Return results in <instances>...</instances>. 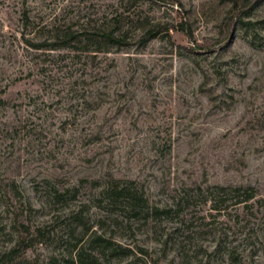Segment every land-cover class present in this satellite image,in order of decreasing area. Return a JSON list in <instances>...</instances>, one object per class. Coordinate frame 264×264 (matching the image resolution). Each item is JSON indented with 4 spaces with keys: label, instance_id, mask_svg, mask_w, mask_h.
Segmentation results:
<instances>
[{
    "label": "rangeland",
    "instance_id": "obj_1",
    "mask_svg": "<svg viewBox=\"0 0 264 264\" xmlns=\"http://www.w3.org/2000/svg\"><path fill=\"white\" fill-rule=\"evenodd\" d=\"M119 1L0 0V252L27 235L21 224L30 235L41 227L44 242L19 259L48 264L82 211L137 264H264V0L241 7L252 25L227 38L238 14L225 0H145L141 13L169 33L142 46L135 24L127 45L95 58L30 48L21 35L38 42L45 25L95 24ZM109 174L133 180L151 206L176 203L195 181L254 198L126 218L99 205Z\"/></svg>",
    "mask_w": 264,
    "mask_h": 264
},
{
    "label": "trees",
    "instance_id": "obj_2",
    "mask_svg": "<svg viewBox=\"0 0 264 264\" xmlns=\"http://www.w3.org/2000/svg\"><path fill=\"white\" fill-rule=\"evenodd\" d=\"M225 1L230 5L229 12L238 14V16L232 17L227 24L225 35L227 38L232 28L240 27L248 30L252 22L250 19L251 7L239 12L241 7H245L250 0ZM119 2L120 6L116 7L110 17L95 24L87 22L79 27L61 24L45 25L42 29L46 30L40 34L41 39L38 42H32L30 38L26 37L24 31L21 32V35L30 48L32 46L48 51L68 49L69 52L73 51L74 55L82 56V54L90 53V57L95 58L98 53L111 47L127 45L129 31L135 24L142 25L137 28L141 31L139 40L142 46L163 32L164 34L169 33L168 25L162 26L160 21H150L149 16L141 13L140 4L145 0H120ZM126 13L127 16L124 15ZM22 18L24 24L30 22L28 11L25 9L22 12ZM179 27L181 30L187 31L182 21L179 22ZM187 35L192 36L190 33ZM215 72H218L216 68ZM208 81L207 76L201 85L203 89ZM0 102L5 101L1 98ZM98 139H100V134L96 132L90 134L87 141L94 142ZM54 193L56 196L61 195L58 191ZM97 193L100 207L109 206L112 213L122 212L126 218H149L150 216L168 214L180 216V212L185 206L189 207L198 200L209 201L212 209L221 211L223 205L231 198H234L235 203L238 204H247L254 198V193L242 186L213 185L211 183L203 185L195 181L184 188L176 203L151 206L145 192L137 188L133 180H124L112 174H109L106 185L99 186ZM75 217L73 218L74 224L69 227L66 233L65 252L50 255L48 264H137L135 258H129L131 254L135 253L129 244L118 240L113 233L108 232L101 225L96 228L93 225H88L90 220L82 216V211H77ZM21 227L27 232V235H21L13 245L0 252V264H26V259L22 261L19 259L22 254L35 242H44V230L41 227L36 228L31 235L27 225L21 224ZM168 244L169 240L166 239L163 246L166 247ZM138 252L141 254L139 257L150 259L147 248L138 247L136 253Z\"/></svg>",
    "mask_w": 264,
    "mask_h": 264
}]
</instances>
